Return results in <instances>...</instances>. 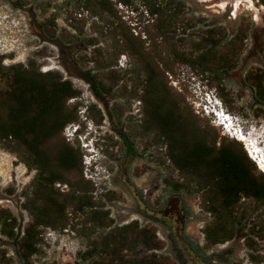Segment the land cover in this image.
Wrapping results in <instances>:
<instances>
[{
    "label": "rangeland",
    "instance_id": "obj_1",
    "mask_svg": "<svg viewBox=\"0 0 264 264\" xmlns=\"http://www.w3.org/2000/svg\"><path fill=\"white\" fill-rule=\"evenodd\" d=\"M106 1L108 11L99 18L85 9L82 0H0L2 66L27 68L29 64L35 65L41 73H58L81 93L67 103L74 109L76 118L61 136V140L78 150L82 157L83 175L69 180L73 183L83 177L93 201L108 211L113 220L110 228L91 230L89 224H85L84 213L68 208L66 230L42 229L41 252L33 257V264H92L94 259L83 258L92 242L112 229L133 222L140 228L154 231L162 244L158 251L139 247L136 252L140 257L156 253L169 257L175 264H200L197 253L184 248L186 241L204 253L207 264H264L263 206L250 198L241 199L238 211L243 212L245 218L238 236L208 247L204 229L213 217L204 209V191H191L195 182L189 178L166 176L165 163L150 158L145 141L146 127L136 122L142 114L138 100L145 91L141 82L143 76L140 78L135 73L137 57L123 42L130 38L144 47L145 55L152 54L163 64L171 58L167 47L177 46L187 53L199 41L209 39L211 28L219 30L216 38H223L224 43L239 36L241 52L237 67L223 77L220 86L211 84L205 76L183 64L170 63L165 77L170 95L184 107L185 115L202 127L206 136L214 138L216 148L224 137L237 139L216 125L214 115L208 116L201 111L199 107L205 92L218 98L238 119L245 133L250 134L241 142L249 157L255 144L251 147L247 144L254 139L264 155V107L252 106L250 90L241 87L247 72L262 65L264 6L261 0H251L254 8L247 1L236 6L237 0H181L180 15L167 37L152 29L156 16L148 13L149 0ZM122 51H126L125 54H121ZM86 77L100 83V98L94 95ZM221 96H225L224 100ZM80 110L86 112L80 114ZM87 123L104 134V167L98 174L85 164L84 151L77 149V144L70 140L74 124L85 130ZM10 147L7 141L0 143V211L11 212L17 219L16 231H24L33 221L24 206V193L30 190L36 172L31 171ZM174 185H182L184 189L176 192ZM56 187L66 193L71 190L69 185L62 183ZM175 198L180 199L184 216L181 233L184 242L178 239L174 220H166L163 216L172 208ZM256 226L260 227L255 231H260L261 237L251 232ZM0 264H23L15 241L3 235L1 226Z\"/></svg>",
    "mask_w": 264,
    "mask_h": 264
},
{
    "label": "trees",
    "instance_id": "obj_2",
    "mask_svg": "<svg viewBox=\"0 0 264 264\" xmlns=\"http://www.w3.org/2000/svg\"><path fill=\"white\" fill-rule=\"evenodd\" d=\"M261 3L264 6V0ZM148 4V13L152 17L156 16L152 29H157L162 37H167L180 15L181 0H164L160 3L149 0ZM82 5L99 18L108 11L106 0H82ZM218 31L211 28L208 31L209 39L199 41L187 53L177 46L167 47L166 52L171 58L163 64L152 54L145 55L142 45H137L130 38L123 40L127 50L137 57L135 73L140 78L143 76L141 82L144 90L149 88L152 92L154 107L179 104L170 95L165 77L170 63L189 66L205 76L208 82L217 83L218 86L223 77L237 67L241 52L240 37L236 36L224 43L223 38H216ZM261 58V67L247 72L241 83V87L250 90L254 107H264V49ZM2 60L3 57H0V84L4 82L5 86H0V143L9 142L11 150L21 157L31 171L36 172V176L30 190L24 193V206L33 221L24 231H16L18 224L13 214L0 211V226L3 235L15 241L21 262L33 264V257L41 252L42 229L66 230L70 215L68 208L84 213L85 224H89L91 230L110 228L113 220L108 211L102 210L93 201L91 190L83 177L81 180L75 179L76 183L69 180L70 177L83 175L82 157L78 150L61 140V136L65 127L76 118L74 109L67 103L72 98L80 97L81 93L58 73H41L32 64L27 68H5ZM159 64L165 65V68ZM91 78L86 77V80L94 95L100 98V83ZM224 98L221 96V99ZM179 120L192 121L187 114ZM159 122H163L162 119ZM200 136H206L205 132ZM222 140L215 150L201 148L195 152L201 155L199 166L209 171L210 175L189 178L195 183L213 187V190L203 192L204 209L213 217L204 229L208 247L226 243L238 236L245 218L243 212L238 211L241 199H253L264 207V173L257 168L240 141L226 137ZM124 141L128 144L126 138ZM77 149L81 148L77 146ZM61 183L69 185L71 190L68 193L61 192L56 187ZM182 188V185H174L176 192H181ZM179 205L180 199L175 198L172 208L163 213L166 220H174L177 234L179 231L182 233L185 225L184 216L178 210ZM256 228L260 227H254L252 234L261 237V232L255 231ZM249 246L253 248L251 243ZM139 247L158 251L162 244L154 231L140 228L137 222H133L96 238L83 258L94 259L92 264H175L169 257L156 253L140 257L136 252ZM190 249L197 253L200 264H207L204 253L199 252L193 243H189ZM251 260L256 262L254 256H251Z\"/></svg>",
    "mask_w": 264,
    "mask_h": 264
},
{
    "label": "flooded vegetation",
    "instance_id": "obj_3",
    "mask_svg": "<svg viewBox=\"0 0 264 264\" xmlns=\"http://www.w3.org/2000/svg\"><path fill=\"white\" fill-rule=\"evenodd\" d=\"M138 101L142 106L140 109L142 114L136 122L146 127L147 152L151 159L165 163L166 176L197 178L210 175L209 171L199 166L202 161L201 155L195 152L201 148L209 151L215 150L214 138L200 136L204 130L197 122L179 120L185 116L184 107L180 105L154 107L152 105L153 95L149 88L144 91L143 97ZM160 119L163 122H159ZM218 144L220 146L221 142ZM209 190H213L210 185L195 183L191 187L193 192ZM178 210L181 214L180 205ZM179 232L178 239L184 242ZM184 248L189 251V243L186 241Z\"/></svg>",
    "mask_w": 264,
    "mask_h": 264
},
{
    "label": "clouds",
    "instance_id": "obj_4",
    "mask_svg": "<svg viewBox=\"0 0 264 264\" xmlns=\"http://www.w3.org/2000/svg\"><path fill=\"white\" fill-rule=\"evenodd\" d=\"M199 90L201 93H204L201 87H199ZM212 102L213 106L218 110L222 112L227 111L218 98L214 97ZM85 112L86 111L80 110V114ZM86 120L87 119L84 121ZM230 120L235 121L238 119L233 116ZM70 140L84 151L85 164L91 168L95 174H98L104 167V134L99 132L97 128L91 127L89 123H87L85 130H83L79 124H74L73 132L70 134Z\"/></svg>",
    "mask_w": 264,
    "mask_h": 264
},
{
    "label": "built area",
    "instance_id": "obj_5",
    "mask_svg": "<svg viewBox=\"0 0 264 264\" xmlns=\"http://www.w3.org/2000/svg\"><path fill=\"white\" fill-rule=\"evenodd\" d=\"M203 96H204V100H203V102L201 103V105H200V109H201V111L203 112L204 111V113L206 114V115H212V112L215 110L214 108H211L210 106H209V104L213 101V98H214V96L211 94V93H209V92H205L204 94H203Z\"/></svg>",
    "mask_w": 264,
    "mask_h": 264
},
{
    "label": "bare ground",
    "instance_id": "obj_6",
    "mask_svg": "<svg viewBox=\"0 0 264 264\" xmlns=\"http://www.w3.org/2000/svg\"><path fill=\"white\" fill-rule=\"evenodd\" d=\"M244 1H247L251 4L252 8H254V5L252 4L251 0H237L236 2V6H239L240 4H242ZM256 152V150L254 151Z\"/></svg>",
    "mask_w": 264,
    "mask_h": 264
}]
</instances>
